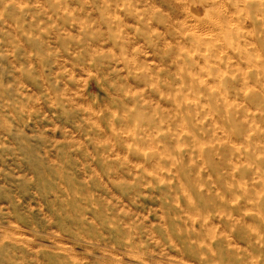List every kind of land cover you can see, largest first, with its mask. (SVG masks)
Here are the masks:
<instances>
[{"label": "clouds", "instance_id": "1", "mask_svg": "<svg viewBox=\"0 0 264 264\" xmlns=\"http://www.w3.org/2000/svg\"><path fill=\"white\" fill-rule=\"evenodd\" d=\"M45 251L264 264V0H0V264Z\"/></svg>", "mask_w": 264, "mask_h": 264}, {"label": "rangeland", "instance_id": "2", "mask_svg": "<svg viewBox=\"0 0 264 264\" xmlns=\"http://www.w3.org/2000/svg\"><path fill=\"white\" fill-rule=\"evenodd\" d=\"M8 163H11V160L8 161ZM26 199V202H27V197L25 198ZM51 210V206L49 207H46L45 208V211H50ZM37 220H39V217L36 218ZM153 219H155L153 217ZM56 225H52V227H55ZM43 230V229H42ZM44 243L45 244H48L50 243V241H48L47 239H44ZM42 259H45V264H55L54 262V258L51 256L50 253H48L47 251H45L41 257Z\"/></svg>", "mask_w": 264, "mask_h": 264}]
</instances>
